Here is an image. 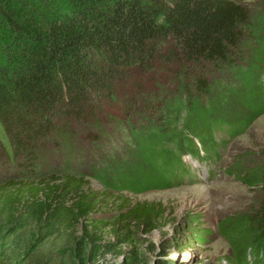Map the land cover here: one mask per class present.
Returning <instances> with one entry per match:
<instances>
[{
	"label": "trees",
	"instance_id": "16d2710c",
	"mask_svg": "<svg viewBox=\"0 0 264 264\" xmlns=\"http://www.w3.org/2000/svg\"><path fill=\"white\" fill-rule=\"evenodd\" d=\"M263 2L69 0L46 14L44 0H0V125L13 146L0 264H103L108 253L123 257L112 264H177L164 250L138 251L139 231L158 228L165 210L124 193L186 182L182 155L216 153L264 114ZM164 80L173 82L158 116L165 127L137 125L124 104ZM229 169L258 194L218 223L227 259L264 264V149ZM112 196L111 224L100 211ZM197 221L174 228L178 250L208 242Z\"/></svg>",
	"mask_w": 264,
	"mask_h": 264
},
{
	"label": "rangeland",
	"instance_id": "374dc122",
	"mask_svg": "<svg viewBox=\"0 0 264 264\" xmlns=\"http://www.w3.org/2000/svg\"><path fill=\"white\" fill-rule=\"evenodd\" d=\"M44 1L45 3L40 4V8L46 14L65 11L64 9L69 4V0ZM246 1L253 6L260 5L261 7V0ZM258 2L260 4H257ZM158 74H164L168 79L171 77L164 71L161 73L158 71ZM153 75H145L142 81L150 82ZM165 80L164 84L162 82L164 87L161 90L134 93L132 102L124 104L129 113L136 117L137 125L151 127L152 125L144 122L147 117L155 119L154 126H160L161 120L158 116L167 96L165 89L173 87L172 81L166 82ZM164 127L160 126V128ZM216 137L221 141V139H226L227 135L226 133H217ZM226 140L224 144L220 142L215 150L216 153L212 151L205 157L202 152H199L198 157L181 156L189 169V173L184 177L186 182L166 190H153L136 195L124 193L128 201L160 204L165 210L163 218L157 222L158 228L148 234L141 230L138 233L141 239L137 241L136 248L149 259L153 258L158 250H164L172 262L177 264H232L227 259L231 253L230 245L219 234L218 223L230 215L246 211L253 204L258 191L244 186L230 173L229 168L238 156L245 153L255 155L264 149V114L255 120L245 133ZM12 155L13 146L6 136L4 128L0 125V190L4 187H6L5 190H8V179L4 173H6L7 164L11 161ZM215 155L217 156L215 157ZM91 184L94 189H101L99 182L92 181ZM114 197H107V208L100 211L105 214L103 218L111 224L115 220L114 215L117 210V203L114 204L112 201ZM195 219L198 220L197 224L210 234L207 238L208 242L206 244L194 242L190 247L185 246L178 250L176 245L181 238H178L180 235L173 236L174 228L177 225L182 227L185 223H190ZM104 237L107 241H113L110 229L104 232ZM169 237H173V240L164 243L163 241ZM129 248L130 246L123 247L125 250ZM152 249L155 251L153 252ZM122 259V256L117 257L108 253L100 258V263H118Z\"/></svg>",
	"mask_w": 264,
	"mask_h": 264
}]
</instances>
